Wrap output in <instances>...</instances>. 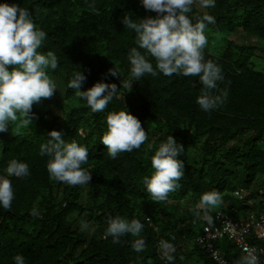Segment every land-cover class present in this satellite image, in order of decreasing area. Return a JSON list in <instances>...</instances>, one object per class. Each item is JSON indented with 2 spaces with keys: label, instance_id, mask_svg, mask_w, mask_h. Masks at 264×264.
<instances>
[{
  "label": "trees",
  "instance_id": "1",
  "mask_svg": "<svg viewBox=\"0 0 264 264\" xmlns=\"http://www.w3.org/2000/svg\"><path fill=\"white\" fill-rule=\"evenodd\" d=\"M3 2L28 7L36 27L47 33L40 51L54 52L59 67L48 73L58 89L33 105L31 125L18 122L0 133V174L12 159L26 162L30 172L10 178L12 207H0V264H14L17 254L26 264H166L159 252L161 239L175 246V264H187L194 255L199 264H217L196 244L202 227L196 213L200 196L218 191L221 207L210 214L222 209L234 217L250 209L231 196L234 188L244 187L257 197L262 190L264 197V189L254 187L257 181L264 185V73L255 66L256 58L264 60V0H216L215 8L204 12L193 7L194 17L207 13L215 18L206 27L204 54L221 67L218 88L229 93L227 102L210 112L196 103L203 88L198 76L146 74L129 90L125 87L131 80L128 53L137 45L135 33L122 20L155 15L140 0ZM113 67L120 77L105 79ZM79 68L87 77L81 91L102 79L117 85L118 94L104 112L92 113L75 90L67 88ZM123 107L140 120L149 139L140 149L112 159L100 136L107 113ZM51 130L88 148L84 167L91 170L90 184L70 186L49 177L48 158L40 156L39 146ZM168 135L183 146L178 158L184 176L166 201L156 202L143 184L152 171L147 144L158 145ZM232 207L239 212L233 213ZM33 208L38 216L32 215ZM117 215L144 224L143 252L134 251L137 237L130 234L119 244L105 238L108 217ZM81 221L95 226L93 235L81 231ZM258 242L264 245V239ZM232 248L222 247L223 255L236 264L240 254Z\"/></svg>",
  "mask_w": 264,
  "mask_h": 264
},
{
  "label": "clouds",
  "instance_id": "2",
  "mask_svg": "<svg viewBox=\"0 0 264 264\" xmlns=\"http://www.w3.org/2000/svg\"><path fill=\"white\" fill-rule=\"evenodd\" d=\"M140 3L155 15L137 17V20L124 16L122 20L125 28L135 33L137 45L128 53L131 80L125 85L127 90L133 81H139L146 74L153 77L160 74L198 76L203 88L196 103L201 110L210 112L223 106L229 93L227 89L218 88V82L223 80L222 69L213 60H206L204 54L208 44L206 27L215 23V18L207 13L199 17L191 15L196 5L201 9L215 8L216 0H140ZM92 7L95 11L94 5ZM46 36L44 30L36 27L28 7L0 0V133L8 132L9 126L18 122L31 125L35 117L33 105L42 99H50L58 89L56 81L48 74L49 70L55 71L59 67L57 55L52 51H40ZM108 76L120 77L119 69H108L104 78ZM86 79L79 68L73 71L67 88L75 90L76 96L92 113L104 112L118 94L117 85L105 83L102 79L81 91ZM105 123L106 129L100 141L112 159H116L119 153L140 149L149 139L140 120L124 107L108 112ZM147 149L151 152L152 171L143 178L144 187L153 201H166L184 176V163L178 158L184 151L183 146L168 135L158 145L148 143ZM39 154L48 158L46 167L51 179L70 186L90 184L91 170L84 167L88 164L89 152L84 144L74 139L66 140L60 131L51 130L46 141L40 144ZM29 175L26 162L17 159L8 162L5 174H0V207L6 210L12 207L14 191L10 178ZM240 187L234 188L231 196L250 208L247 199H239L233 194ZM221 204L222 197L218 191L204 192L197 205V218L202 217L203 223L212 225L214 218L210 213ZM231 210L238 213L240 208L232 207ZM247 211L238 217L223 212L241 218ZM39 214V210L33 208L32 215ZM106 225L104 236L111 237L113 244H119L125 234H130L137 237L134 251H144L146 242L141 237L144 224L139 219L109 216ZM80 229L90 234L96 231L95 226L86 221H81ZM159 252L166 264H175V246L172 243L161 239ZM243 252L236 264H264V259H261L264 253L260 250L245 247ZM14 264H26L25 257L15 255Z\"/></svg>",
  "mask_w": 264,
  "mask_h": 264
},
{
  "label": "built area",
  "instance_id": "3",
  "mask_svg": "<svg viewBox=\"0 0 264 264\" xmlns=\"http://www.w3.org/2000/svg\"><path fill=\"white\" fill-rule=\"evenodd\" d=\"M262 194V190L259 191ZM234 196L247 199L250 209L241 218H234L223 211H216L214 223H204L201 233L196 236V244L217 264H232L224 255L218 243L225 239L235 249L244 255L245 247H253L264 253V245L258 240L264 239V197L260 194L250 196L249 189L240 187L234 191ZM264 259V254L261 255Z\"/></svg>",
  "mask_w": 264,
  "mask_h": 264
},
{
  "label": "rangeland",
  "instance_id": "4",
  "mask_svg": "<svg viewBox=\"0 0 264 264\" xmlns=\"http://www.w3.org/2000/svg\"><path fill=\"white\" fill-rule=\"evenodd\" d=\"M196 8L200 12H204L205 11V9H201L198 5H196ZM255 60H256V64H255L256 69H258V70H260V71H262L264 73V60H260L258 58H256ZM254 187H256L257 189H264V185L262 184V181H257L255 183ZM220 207L218 206L214 210H219ZM214 210H212V211H214ZM201 223H203L202 222V217L198 220L197 225H199L201 227ZM86 234H87V236H90V235H93L94 233H91L90 234L89 232H86ZM218 245H220L221 247H223L224 249H226L229 246V242L227 240L223 239L222 241H220L218 243ZM233 251H235V249L232 248V252ZM241 256L242 255L240 254V257ZM187 262H186L187 264H199L200 263L199 260H198V257H196L195 255L192 258H188L187 259Z\"/></svg>",
  "mask_w": 264,
  "mask_h": 264
}]
</instances>
